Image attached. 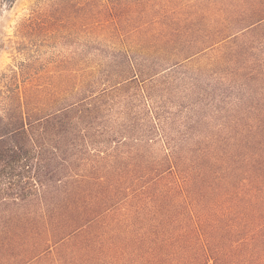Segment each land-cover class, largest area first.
Wrapping results in <instances>:
<instances>
[{
    "label": "trees",
    "instance_id": "16d2710c",
    "mask_svg": "<svg viewBox=\"0 0 264 264\" xmlns=\"http://www.w3.org/2000/svg\"><path fill=\"white\" fill-rule=\"evenodd\" d=\"M205 12L232 20L211 46L246 30V64L222 99L196 100L211 116L185 118L178 140L154 98L167 77L127 53L99 93L96 71L86 89L67 68L44 80L35 62L0 77V264L75 239L52 264H264V0ZM172 25L159 38L176 46ZM156 144L159 158L144 157Z\"/></svg>",
    "mask_w": 264,
    "mask_h": 264
},
{
    "label": "rangeland",
    "instance_id": "374dc122",
    "mask_svg": "<svg viewBox=\"0 0 264 264\" xmlns=\"http://www.w3.org/2000/svg\"><path fill=\"white\" fill-rule=\"evenodd\" d=\"M212 1L222 5L234 0H0V77L10 76L20 64L35 62L44 80H53L61 68H67L76 80H84L86 89L87 74L96 71L95 76H104L92 88L99 93L111 85L105 80L116 76L123 53H127L145 67L158 68L157 79L167 77L155 89L154 98L173 116L168 134L178 140L186 129L185 118L211 116L196 100L204 98L206 107L218 99L227 84L236 82L230 74L246 64V30L211 46L217 37L232 33L227 29L232 20L206 14ZM31 21L34 25L29 28ZM172 23L173 30L181 33L177 47L159 38L169 34ZM146 83L140 79L132 89ZM132 89L116 95H130L135 92ZM241 110L246 113V104ZM222 116L211 118L207 127L193 128L210 130L219 125ZM155 148L159 145L144 157L159 158ZM77 240L54 246L34 264H52Z\"/></svg>",
    "mask_w": 264,
    "mask_h": 264
}]
</instances>
